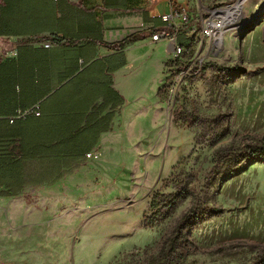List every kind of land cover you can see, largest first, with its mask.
<instances>
[{
    "label": "rangeland",
    "instance_id": "374dc122",
    "mask_svg": "<svg viewBox=\"0 0 264 264\" xmlns=\"http://www.w3.org/2000/svg\"><path fill=\"white\" fill-rule=\"evenodd\" d=\"M237 1L186 4L197 10ZM236 14L223 50L201 53L204 68L193 80L172 85V57L152 69V100L158 95L164 119L141 134L139 147L125 148L124 160L109 159L96 175L61 189L60 230H12L22 220L0 211V263L158 264L182 217L207 206L213 212L181 242L180 264H264V161L233 177L214 171L264 141V0H246Z\"/></svg>",
    "mask_w": 264,
    "mask_h": 264
},
{
    "label": "crops",
    "instance_id": "0c3cea01",
    "mask_svg": "<svg viewBox=\"0 0 264 264\" xmlns=\"http://www.w3.org/2000/svg\"><path fill=\"white\" fill-rule=\"evenodd\" d=\"M186 1L1 0L0 211L22 220L12 230H60L61 189L124 160L164 119L152 69L173 47L151 35ZM20 110L40 115L11 123Z\"/></svg>",
    "mask_w": 264,
    "mask_h": 264
},
{
    "label": "built area",
    "instance_id": "2783aa9c",
    "mask_svg": "<svg viewBox=\"0 0 264 264\" xmlns=\"http://www.w3.org/2000/svg\"><path fill=\"white\" fill-rule=\"evenodd\" d=\"M227 9L231 8H209L194 17L188 6L175 2L167 13L161 15L163 27L153 32L151 39L153 42L166 41L173 47V58L177 63V76L172 84L174 87L183 80H193L201 73L205 64L201 53L205 51L216 57L223 50L227 25L222 13ZM181 39L185 42H181ZM194 50L195 55L188 57ZM172 92L174 94V90ZM31 114L39 116L40 112L20 110L10 122L26 119ZM90 155L87 154L88 157Z\"/></svg>",
    "mask_w": 264,
    "mask_h": 264
},
{
    "label": "trees",
    "instance_id": "16d2710c",
    "mask_svg": "<svg viewBox=\"0 0 264 264\" xmlns=\"http://www.w3.org/2000/svg\"><path fill=\"white\" fill-rule=\"evenodd\" d=\"M136 41H138V37L133 36L128 38L124 44L127 45ZM243 158L248 161V164L242 166L240 165V161ZM262 161H264V141L250 144L248 145V148L243 150V152L229 156L227 162H223L220 166H218L219 170L216 168L214 171H216L215 173L217 176H223L224 172L225 174L229 173L227 176L233 177L245 172L251 165ZM152 208H158V206L153 204ZM159 212L160 211H157L152 216V218L147 219V222L149 224L154 223L157 220V214ZM212 212L213 211H211L209 207L205 206L204 208H198V210L192 209L190 212L185 214L176 227L175 233L171 238L164 254V259L158 264H180L181 258L177 254L179 252L182 240L188 235L194 225L200 223L204 218H206L207 215H210Z\"/></svg>",
    "mask_w": 264,
    "mask_h": 264
},
{
    "label": "bare ground",
    "instance_id": "6f19581e",
    "mask_svg": "<svg viewBox=\"0 0 264 264\" xmlns=\"http://www.w3.org/2000/svg\"><path fill=\"white\" fill-rule=\"evenodd\" d=\"M245 1L246 0H241L236 6L232 7L231 9H227L222 13L224 21H225L224 23L226 25L229 23V21L231 20L233 16L235 17L236 15H239L236 13L242 12V8L244 6Z\"/></svg>",
    "mask_w": 264,
    "mask_h": 264
},
{
    "label": "water",
    "instance_id": "95a60500",
    "mask_svg": "<svg viewBox=\"0 0 264 264\" xmlns=\"http://www.w3.org/2000/svg\"><path fill=\"white\" fill-rule=\"evenodd\" d=\"M240 1H241V0H238L237 3H236L234 6H236ZM234 6H231L230 8H232V7H234ZM256 25H257V24H254V25L252 26V29L249 30V32L252 31V30L256 27Z\"/></svg>",
    "mask_w": 264,
    "mask_h": 264
}]
</instances>
